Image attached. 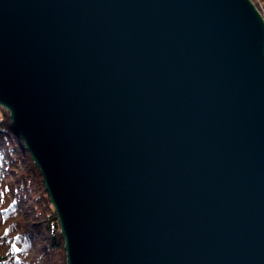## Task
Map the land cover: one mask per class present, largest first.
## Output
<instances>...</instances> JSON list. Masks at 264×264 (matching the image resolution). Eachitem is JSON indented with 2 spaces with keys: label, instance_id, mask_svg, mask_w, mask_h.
<instances>
[{
  "label": "water",
  "instance_id": "95a60500",
  "mask_svg": "<svg viewBox=\"0 0 264 264\" xmlns=\"http://www.w3.org/2000/svg\"><path fill=\"white\" fill-rule=\"evenodd\" d=\"M0 106L68 264H264L250 0H0Z\"/></svg>",
  "mask_w": 264,
  "mask_h": 264
},
{
  "label": "trees",
  "instance_id": "16d2710c",
  "mask_svg": "<svg viewBox=\"0 0 264 264\" xmlns=\"http://www.w3.org/2000/svg\"><path fill=\"white\" fill-rule=\"evenodd\" d=\"M0 118V264H68L59 217L43 176L13 127Z\"/></svg>",
  "mask_w": 264,
  "mask_h": 264
},
{
  "label": "rangeland",
  "instance_id": "374dc122",
  "mask_svg": "<svg viewBox=\"0 0 264 264\" xmlns=\"http://www.w3.org/2000/svg\"><path fill=\"white\" fill-rule=\"evenodd\" d=\"M250 1L254 4L258 12L261 14L262 18H264V0H250ZM3 110L7 112V109L0 106V118L4 116Z\"/></svg>",
  "mask_w": 264,
  "mask_h": 264
}]
</instances>
